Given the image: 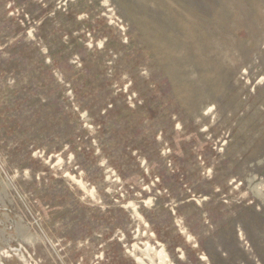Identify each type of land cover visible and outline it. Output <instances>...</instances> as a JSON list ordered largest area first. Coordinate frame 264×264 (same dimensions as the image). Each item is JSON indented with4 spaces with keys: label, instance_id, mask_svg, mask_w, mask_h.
I'll return each mask as SVG.
<instances>
[{
    "label": "rangeland",
    "instance_id": "374dc122",
    "mask_svg": "<svg viewBox=\"0 0 264 264\" xmlns=\"http://www.w3.org/2000/svg\"><path fill=\"white\" fill-rule=\"evenodd\" d=\"M0 264H264V0H0Z\"/></svg>",
    "mask_w": 264,
    "mask_h": 264
}]
</instances>
